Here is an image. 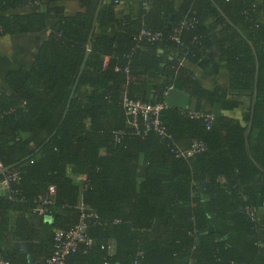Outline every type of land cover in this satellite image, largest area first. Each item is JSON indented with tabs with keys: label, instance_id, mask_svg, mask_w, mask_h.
Instances as JSON below:
<instances>
[{
	"label": "trees",
	"instance_id": "obj_1",
	"mask_svg": "<svg viewBox=\"0 0 264 264\" xmlns=\"http://www.w3.org/2000/svg\"><path fill=\"white\" fill-rule=\"evenodd\" d=\"M59 1L2 16L17 4L0 0V35L51 29L32 66L10 71V91L0 92V163L18 174L0 195V257L46 264L56 230L75 227L83 203L98 215L88 227L95 243L80 246L70 264H131L140 256L144 264H264V23L255 0H188L180 12L169 0H145L138 17H118L120 0L111 8L108 0H79L82 11L72 16L52 6ZM209 16L229 38L227 87H204L178 59L200 60ZM142 29L162 37L140 40ZM169 45L178 56L165 59L157 51ZM171 88L190 94L191 104L163 111L170 139L128 124L125 96L166 102ZM246 96V118L226 114ZM217 103L222 113L212 121L190 115H215ZM193 140L206 149L177 156ZM52 187L50 212L39 216L38 201Z\"/></svg>",
	"mask_w": 264,
	"mask_h": 264
},
{
	"label": "crops",
	"instance_id": "obj_2",
	"mask_svg": "<svg viewBox=\"0 0 264 264\" xmlns=\"http://www.w3.org/2000/svg\"><path fill=\"white\" fill-rule=\"evenodd\" d=\"M17 4L16 8H12L5 13H2V16H10L17 14H29V13H37L40 11H45L48 5L45 3V0L34 1V0H10ZM107 1V0H106ZM154 3L156 0H149ZM176 11L180 12L184 5L187 4L188 0H169ZM105 0H100V4L102 5ZM113 0H108L107 7L111 8L114 3ZM119 5L117 6V16L120 17L124 12L125 14L132 15L133 17H138L142 10H144L145 4L147 2L145 0H120V2H116ZM256 6L259 9V15L261 21L264 23V0H255ZM52 6H63L65 8V12L67 15L72 16L75 15L78 11L81 10V4L79 0H60L56 4L52 3ZM115 6V5H114ZM221 15L225 17L229 24H232L231 19L220 9ZM195 12L192 11L190 15H193ZM99 16L97 13L96 18ZM174 16L171 17L170 25L172 26V22L174 21ZM96 21V20H95ZM182 21V20H181ZM214 18L209 16L205 20V27L208 28V37L206 38L208 47L202 54L200 55V60L195 62L187 61L186 58L181 57L178 58L181 65H185L190 70H192L196 77L200 80L204 87L208 89H215L217 86L227 87L229 84L228 72L224 69V64L227 63V59L225 57V51L227 47L230 45L229 38L226 36L219 37V30L221 26L215 27L213 25ZM54 21L50 23L53 25ZM97 23V22H96ZM181 23V22H180ZM110 34L114 37L116 32L118 31V26L116 23H110ZM211 30L212 34H209ZM51 33V29L47 30L45 33H5L0 35V92H9L10 89L6 84L7 74L14 70L19 69L21 67L30 68L34 63L36 55L45 41L47 36ZM179 36L172 37V42L178 44L181 42ZM157 41V40H156ZM167 49H159L157 51L158 54L163 56L165 59H171L177 57L176 52L174 51L172 46H168ZM191 57L196 59L198 57L195 54H192ZM202 61L208 68H203L199 65V62ZM156 77V76H153ZM241 104L238 109L227 112L226 114L235 116V118L243 120L249 114V103L251 98L241 97ZM215 115H220L222 113L221 104L217 103L214 105ZM246 122L243 121V124ZM8 189H6L2 183H0V195L6 194ZM23 248L27 251L29 250V244L24 243ZM33 261V260H32Z\"/></svg>",
	"mask_w": 264,
	"mask_h": 264
},
{
	"label": "built area",
	"instance_id": "obj_3",
	"mask_svg": "<svg viewBox=\"0 0 264 264\" xmlns=\"http://www.w3.org/2000/svg\"><path fill=\"white\" fill-rule=\"evenodd\" d=\"M147 7V5L145 4ZM161 32H153L148 29H142L140 32V40L144 38L148 41H156L161 39ZM167 96V94H166ZM123 107L128 116V124L135 129H140V124L143 123L147 130H153L160 137L170 139L171 135L167 133L162 122L161 115L165 109L169 107L167 102L150 103L143 100H135L129 96L123 98ZM190 115L193 117H203L206 121H212L216 115L213 113L204 114L197 111H191ZM140 132V130H139ZM205 145L201 141L193 140L188 149L183 150L178 146L176 150L177 156H182L190 159L205 150ZM0 170L5 174L4 180L1 182L6 189H10V182L18 180L17 172H7L3 164L0 163ZM55 196V189L52 187L47 195L40 197L38 205L35 208V213L39 216H46L50 210L49 206L53 203ZM81 220L73 228L68 230H56L55 232V249L53 254L46 259V264H70L68 262L69 256L77 251L80 246L90 248L94 245L95 240L91 237L88 227L89 221L97 219L98 215L95 212L87 210L86 206L81 203ZM110 252L115 251V243L112 242ZM0 264H10L9 261L0 257ZM103 264H117L112 262H104ZM131 264H144L141 256L137 257Z\"/></svg>",
	"mask_w": 264,
	"mask_h": 264
},
{
	"label": "water",
	"instance_id": "obj_4",
	"mask_svg": "<svg viewBox=\"0 0 264 264\" xmlns=\"http://www.w3.org/2000/svg\"><path fill=\"white\" fill-rule=\"evenodd\" d=\"M191 96L186 92H182L175 88L169 89L167 93L166 102L169 106L177 107L180 109H189L191 104Z\"/></svg>",
	"mask_w": 264,
	"mask_h": 264
},
{
	"label": "rangeland",
	"instance_id": "obj_5",
	"mask_svg": "<svg viewBox=\"0 0 264 264\" xmlns=\"http://www.w3.org/2000/svg\"><path fill=\"white\" fill-rule=\"evenodd\" d=\"M84 178H85V177H80V178H78V179H79V182L84 181Z\"/></svg>",
	"mask_w": 264,
	"mask_h": 264
}]
</instances>
